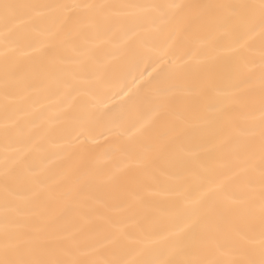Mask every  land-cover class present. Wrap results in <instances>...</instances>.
Instances as JSON below:
<instances>
[{
	"label": "snow or ice",
	"instance_id": "1",
	"mask_svg": "<svg viewBox=\"0 0 264 264\" xmlns=\"http://www.w3.org/2000/svg\"><path fill=\"white\" fill-rule=\"evenodd\" d=\"M150 17L176 21L166 40L181 63L161 69L157 89L159 107L171 120L172 140L195 139V133L210 136L211 144L201 147L206 153L223 149L224 172L213 180L212 169L193 159L190 148L182 146L181 156L161 143L140 146L135 160L124 167L139 168L150 182L145 188L158 185L163 194L182 200L187 211L172 232L157 237L165 242L172 238L161 258L137 260L125 258L122 241L144 246L143 240L115 225L112 230L90 227L93 219L112 222L107 201L93 185L97 172L89 140L93 133L108 140L124 130L109 116L108 104L99 100L95 45L85 47L80 37L89 28L106 39L123 32L131 40ZM35 20L48 21L49 34L59 37L58 51L51 58L46 59L41 48L21 45V27ZM207 28L225 37L235 35L227 51L241 53L257 31L264 38V0L202 4L0 0V264H264V46L258 60L236 55L221 76L228 86L221 88L202 69L201 54L189 47V29ZM169 79L191 84L189 100L180 110L167 102ZM53 89L62 107L38 124L36 113L45 105L36 108L32 98H46ZM121 92L129 94L123 88ZM57 139L61 143L54 146L62 147L72 162L60 179L71 187L52 197L26 157L38 145ZM162 160L183 170L185 178L160 167ZM162 178L172 183H163ZM189 178L199 181L195 190L186 186ZM130 195L132 203L143 201L141 191ZM153 223L154 218L144 213L133 226L143 233Z\"/></svg>",
	"mask_w": 264,
	"mask_h": 264
},
{
	"label": "bare ground",
	"instance_id": "2",
	"mask_svg": "<svg viewBox=\"0 0 264 264\" xmlns=\"http://www.w3.org/2000/svg\"><path fill=\"white\" fill-rule=\"evenodd\" d=\"M13 3H86L103 2V0H11ZM125 3H223L241 2V0H114ZM49 22L35 20L27 27L20 29V42L26 49L29 47L41 48L46 59L51 58L58 51L59 37L49 34ZM176 27V21L167 23L159 18L144 20L138 30V34L131 40L123 32H117L109 38H104L94 29L85 28L80 37V42L85 47L93 48L96 59L95 70L101 77L100 87L102 94L99 100L108 104V114L111 119L121 125L124 134L110 137L105 140L98 133H93L89 140L92 149L91 163L97 175L93 179L96 194L105 199L109 205V216L112 223L92 220L90 227L112 230L113 225L122 228L133 239H141L144 246L136 245L130 240L122 241L125 258L145 260L161 258V253L170 247L169 241H159L158 236H164L172 232L182 223L183 215L187 211L184 202L174 195L163 194V189L158 185H152L150 189L144 185L150 183L141 177V170L135 166L124 167L129 161H134L140 146L145 142H155L167 145L169 151L175 150L181 156L182 146L190 148L198 161L207 163L212 171L209 176L215 180L221 177L224 168L223 149H214L211 153L203 151L201 146H209L212 142L208 135L195 133V139L182 137L180 140H172L170 132L171 120L165 109L160 108L162 102L158 87L162 80L161 69H166L170 64L181 63L180 55L174 48H169L166 40L167 34ZM130 35V33L128 34ZM183 35V33H182ZM236 36L225 37L216 33L213 29H189V47L197 51L199 59L203 61L201 67L216 78V83L221 88L228 86V81L221 78L235 58L243 55L259 59L264 38L258 31L248 43V47L241 53H229L227 49L232 47ZM104 40L103 43L101 41ZM155 70V71H154ZM143 73V79H140ZM151 73V76H149ZM136 81H140L136 83ZM151 82V83H149ZM171 94L167 102L177 110L182 109L188 102V88L190 83L169 79L166 81ZM128 92L124 96L121 89ZM130 90V91H129ZM34 106L39 109L41 104L45 107L36 113V122L41 121L60 111L62 105L58 103L55 89L47 94V97L34 96ZM110 101V103H109ZM210 102V101H209ZM44 124L42 127H46ZM27 132V128L25 129ZM61 141L38 145L37 149L26 157V164L34 168L40 179L45 183L48 195L58 197L59 193L67 190L71 185L60 179L61 173L68 170L72 164L64 149L59 146ZM0 141V152H2ZM115 149V150H113ZM125 149L127 151H125ZM160 167L166 168L178 178L184 179L183 170L175 167L167 161H161ZM172 183V181H163ZM186 186L195 190L199 181L186 179ZM141 191L143 201L132 203L131 193ZM230 191L226 186L225 193ZM144 213L150 214L155 223L145 226L141 233L133 226V221L138 220ZM157 240L152 243L151 241ZM132 249L133 251H128Z\"/></svg>",
	"mask_w": 264,
	"mask_h": 264
}]
</instances>
